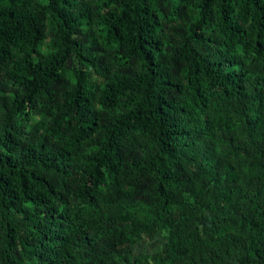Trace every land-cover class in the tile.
<instances>
[{
    "label": "trees",
    "instance_id": "obj_1",
    "mask_svg": "<svg viewBox=\"0 0 264 264\" xmlns=\"http://www.w3.org/2000/svg\"><path fill=\"white\" fill-rule=\"evenodd\" d=\"M0 264H264V0H0Z\"/></svg>",
    "mask_w": 264,
    "mask_h": 264
},
{
    "label": "rangeland",
    "instance_id": "obj_2",
    "mask_svg": "<svg viewBox=\"0 0 264 264\" xmlns=\"http://www.w3.org/2000/svg\"><path fill=\"white\" fill-rule=\"evenodd\" d=\"M152 249H155V246L152 245L151 243L147 245V243L145 242H142L134 247V251H138V252H140L141 250H143L144 252H150V250Z\"/></svg>",
    "mask_w": 264,
    "mask_h": 264
}]
</instances>
